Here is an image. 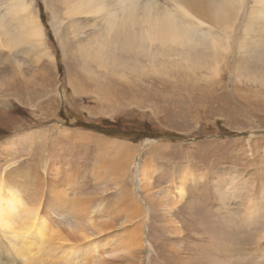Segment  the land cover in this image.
I'll return each mask as SVG.
<instances>
[{
	"label": "rangeland",
	"instance_id": "374dc122",
	"mask_svg": "<svg viewBox=\"0 0 264 264\" xmlns=\"http://www.w3.org/2000/svg\"><path fill=\"white\" fill-rule=\"evenodd\" d=\"M13 1L0 0V26L6 23L16 35L19 18L8 12ZM26 2L53 61L24 42L0 47V174L22 183L32 170L41 189L38 204L28 201L12 216L14 231L24 236L16 241L18 253L36 258L30 264H264V220L235 228L224 217L232 211L241 220L248 200L264 215V77L247 78L256 84L236 77L238 67L254 72L255 60L248 62L233 48L212 81L189 82L188 76L149 68L121 78L84 64L75 51L77 45L88 50L87 21L66 20L58 0ZM52 17L62 22L59 29ZM259 71L264 74V67ZM120 122L129 132L166 135L112 138L101 126ZM154 149L158 153L148 155ZM141 169L153 187L148 199ZM130 197L143 218L131 219ZM25 210L47 217L50 240L43 248L34 245L32 226L25 228ZM140 226L141 246L124 250L125 233ZM220 248L227 252L213 255ZM17 255L0 238V264H25Z\"/></svg>",
	"mask_w": 264,
	"mask_h": 264
},
{
	"label": "bare ground",
	"instance_id": "6f19581e",
	"mask_svg": "<svg viewBox=\"0 0 264 264\" xmlns=\"http://www.w3.org/2000/svg\"><path fill=\"white\" fill-rule=\"evenodd\" d=\"M58 1L61 8L60 14L62 13L66 20L73 22L78 18L90 24L92 35L85 43L88 50L84 51L79 48V45L76 46L77 50L75 51L80 59L84 61V64L92 63L98 70L107 74L119 75L124 78L126 71L134 70V72H137V69L143 71V69L149 68L155 73L159 71V73L162 72L169 75V77L171 75L173 77L181 76L185 80L187 79L185 76H188L187 81L189 82L207 81L209 79L212 81L218 79L222 71V62L228 59V55L235 48L234 51L238 56H242L245 60L248 59V62L251 59L255 60V63L253 62L254 69H252L254 72H246V74L245 69L242 70L243 68L238 67L236 77L246 81L249 80V82L254 81H250L253 78L247 79L254 73L264 77V74L259 71L264 67V61H262L264 57V0H252V4H248V0ZM10 6L8 12L11 13V17L19 18L17 21L18 31L16 30V35H12L7 29L9 26L5 29L6 23L2 24L0 27L4 29L2 31L1 28L0 36L5 37V39H0V47L8 48L12 46L13 42H24L40 49L53 61L50 52H47L48 47L46 48V41L43 38L42 25L37 19V14L34 15L31 10L32 3L28 4L26 0H14ZM51 13L54 16L53 11ZM241 17L243 18L241 19ZM52 18L57 20L55 25L59 29L60 23L62 24V22H59V17ZM74 27L75 24L71 23L70 28L74 30ZM128 62L135 63L134 67H130ZM130 77L133 76L130 75ZM256 78H259V76H256ZM259 79L264 80V78ZM259 82L261 85L264 84L262 80ZM256 83L254 81V84ZM107 148L123 149L126 151L125 153L131 155L128 152L129 150H125L122 146L108 145ZM157 150L154 149L148 155L157 154ZM53 172L55 175L57 174L55 169ZM27 173L33 177L32 170H28ZM146 174L144 169H141V191L143 196L145 194L144 198L148 199L153 196V193L149 194L153 187L147 183L151 179L146 180L147 177L144 176ZM30 176L27 177L26 182L18 183L15 175V178L9 179L8 177L6 180L4 173L0 174V238H5L8 244H11V251L16 255H21V253H18V251L21 252V247H16L18 244L16 241L24 236L19 237L18 233L14 231L13 221L15 217L12 216L18 212L19 208L21 212L23 207L27 206L28 201L30 202L29 205L32 206L38 204L41 195L40 186L36 184L37 181L40 182L39 178L34 177L35 181ZM20 197L23 201L20 200ZM174 199L176 200V197H171L170 201H174ZM224 200V198L221 200L220 207L223 206ZM130 202L132 205L129 206L132 207L129 210L131 219L133 217L134 220L143 218L144 213L134 203L133 197H130ZM246 205L239 221H237L236 212L226 211L224 213V217H227L225 219L229 220L231 226L247 228L258 219L264 220V215L260 214L261 206L257 202L248 200ZM52 210L57 212L58 205ZM38 212L37 210H25V214L22 215L25 228H30V226L33 228V233L31 232L29 235L32 237L34 245L40 244L39 246L42 245L43 248V245L50 240V231L46 226L47 217L42 216L37 219ZM77 213H82V211L80 210ZM70 214L75 215L72 211ZM154 214L158 215L157 210H154ZM215 221L218 222L219 219ZM33 222L36 223L33 225ZM141 229L142 226L128 230L125 233L124 238H122L124 250L128 251L132 246L137 248L141 246ZM262 238H264V234ZM216 239L221 241L219 235ZM232 244H234V241ZM1 249L4 251V247ZM50 250L48 249V251ZM225 252H227L226 249L220 248L218 252L214 250L213 255L222 257ZM232 252L230 250V253ZM31 256L21 255L19 258L25 264H30L29 259H36ZM259 256L262 258L264 254L260 253ZM223 259L224 261L228 260L227 256H223ZM34 262L32 260L31 264H36ZM218 263L220 264V262ZM190 264L193 263L190 262Z\"/></svg>",
	"mask_w": 264,
	"mask_h": 264
},
{
	"label": "trees",
	"instance_id": "16d2710c",
	"mask_svg": "<svg viewBox=\"0 0 264 264\" xmlns=\"http://www.w3.org/2000/svg\"><path fill=\"white\" fill-rule=\"evenodd\" d=\"M56 60L57 61L59 60L58 55H56ZM59 70H60V67H59ZM122 124H123L122 122H120L117 125H113L110 123H107V124L101 123V126L103 127L104 130L109 129V131H107V135L112 138H131L133 137L135 141H140L145 138H149V136L155 138V137H160L162 135H166V134H158V135L153 136V135H150L144 132L142 134H139L136 130H131L129 132L127 130H124L123 129L124 127H121V128L119 127Z\"/></svg>",
	"mask_w": 264,
	"mask_h": 264
}]
</instances>
